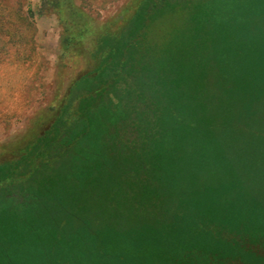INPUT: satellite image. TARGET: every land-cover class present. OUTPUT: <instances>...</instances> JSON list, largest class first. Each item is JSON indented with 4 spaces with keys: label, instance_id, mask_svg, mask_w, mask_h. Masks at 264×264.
<instances>
[{
    "label": "trees",
    "instance_id": "obj_1",
    "mask_svg": "<svg viewBox=\"0 0 264 264\" xmlns=\"http://www.w3.org/2000/svg\"><path fill=\"white\" fill-rule=\"evenodd\" d=\"M50 4L94 60L0 162V264H264V0Z\"/></svg>",
    "mask_w": 264,
    "mask_h": 264
},
{
    "label": "rangeland",
    "instance_id": "obj_2",
    "mask_svg": "<svg viewBox=\"0 0 264 264\" xmlns=\"http://www.w3.org/2000/svg\"><path fill=\"white\" fill-rule=\"evenodd\" d=\"M50 1L0 0L8 14L0 22L6 31L0 35V162L14 158L49 128L69 84L94 60L90 49L97 36L79 37L76 47L63 46L65 25ZM63 1H73L85 12L88 24H109L112 31L135 7V0ZM79 28L74 27L77 35Z\"/></svg>",
    "mask_w": 264,
    "mask_h": 264
}]
</instances>
